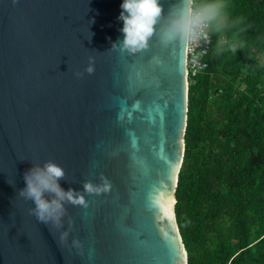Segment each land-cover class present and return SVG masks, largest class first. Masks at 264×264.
<instances>
[{
  "label": "water",
  "instance_id": "water-1",
  "mask_svg": "<svg viewBox=\"0 0 264 264\" xmlns=\"http://www.w3.org/2000/svg\"><path fill=\"white\" fill-rule=\"evenodd\" d=\"M121 3L0 0V264H189L175 210L188 50L159 35L135 54L113 49ZM50 160L65 190L110 186L85 193L86 208L65 202L60 227L18 194Z\"/></svg>",
  "mask_w": 264,
  "mask_h": 264
},
{
  "label": "trees",
  "instance_id": "trees-1",
  "mask_svg": "<svg viewBox=\"0 0 264 264\" xmlns=\"http://www.w3.org/2000/svg\"><path fill=\"white\" fill-rule=\"evenodd\" d=\"M236 52L190 84L176 216L189 264H264V0H227Z\"/></svg>",
  "mask_w": 264,
  "mask_h": 264
},
{
  "label": "clouds",
  "instance_id": "clouds-1",
  "mask_svg": "<svg viewBox=\"0 0 264 264\" xmlns=\"http://www.w3.org/2000/svg\"><path fill=\"white\" fill-rule=\"evenodd\" d=\"M118 20L123 22L120 32L123 39L113 42V49L129 54L147 49L151 39L159 35L164 45L183 44L190 52L197 47L212 43L216 37L215 51L222 54L225 50L236 52L238 43L228 34L235 30L240 21L230 17L227 0H172L165 12L162 0H122ZM197 57H193V64ZM86 71L92 73L93 67ZM66 173L59 164L48 161L43 166L34 165L23 176L24 187L19 195L34 205L30 214L45 225L60 227L66 213L65 202L88 207L85 193L99 195L109 190L105 178L102 183L91 181L83 184V190H65L60 180ZM51 195V198H49ZM69 233H61L60 240L67 242ZM72 246L81 247L78 239Z\"/></svg>",
  "mask_w": 264,
  "mask_h": 264
},
{
  "label": "built area",
  "instance_id": "built-area-1",
  "mask_svg": "<svg viewBox=\"0 0 264 264\" xmlns=\"http://www.w3.org/2000/svg\"><path fill=\"white\" fill-rule=\"evenodd\" d=\"M211 47L212 43L194 48L191 52L188 50L187 69L190 84L209 67L208 56L211 51ZM194 56L197 57L195 64L192 62Z\"/></svg>",
  "mask_w": 264,
  "mask_h": 264
}]
</instances>
